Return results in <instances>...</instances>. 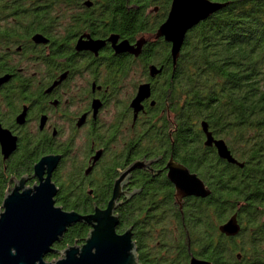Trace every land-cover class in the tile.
Segmentation results:
<instances>
[{
  "label": "flooded vegetation",
  "instance_id": "1",
  "mask_svg": "<svg viewBox=\"0 0 264 264\" xmlns=\"http://www.w3.org/2000/svg\"><path fill=\"white\" fill-rule=\"evenodd\" d=\"M133 9L143 3L0 0V213L50 158L44 179L67 213L107 210L120 181L116 233L131 231L137 264H264V139L194 122L179 59L158 37L170 10ZM170 166L207 196H182Z\"/></svg>",
  "mask_w": 264,
  "mask_h": 264
},
{
  "label": "trees",
  "instance_id": "2",
  "mask_svg": "<svg viewBox=\"0 0 264 264\" xmlns=\"http://www.w3.org/2000/svg\"><path fill=\"white\" fill-rule=\"evenodd\" d=\"M129 1L143 3V13L130 10L140 19L158 1L168 13L172 2ZM210 1L228 6L189 32L178 61L180 88L194 97L192 120L210 119L229 136L238 127L240 139H264V0ZM81 231L86 234L88 228L79 224L69 229L55 250L72 246L84 236L75 235ZM56 259L59 255L46 258Z\"/></svg>",
  "mask_w": 264,
  "mask_h": 264
},
{
  "label": "water",
  "instance_id": "3",
  "mask_svg": "<svg viewBox=\"0 0 264 264\" xmlns=\"http://www.w3.org/2000/svg\"><path fill=\"white\" fill-rule=\"evenodd\" d=\"M227 6L226 3L210 0H172L168 18L160 26L158 37L172 45L171 54L175 62L180 57L189 32ZM146 92L147 90L145 94ZM143 96L145 95L142 94L140 100ZM203 128L207 133L206 123ZM207 136L208 139H213L210 133ZM49 161L50 158L42 159L36 166L34 178L38 179L39 185L23 194L14 192L2 206L0 264H137L131 231L123 236L116 233L119 219L114 216V210L116 199L120 195V181L107 210H97L93 216L67 213L55 206L54 199L58 191L52 183L51 173L44 179V168ZM170 169V177L182 196H207L200 182L189 180L194 178L188 176L183 168L170 166ZM79 223L91 228L86 245L81 249L70 246L62 251L55 250V245L63 240L68 230ZM50 254L59 255V259L46 260Z\"/></svg>",
  "mask_w": 264,
  "mask_h": 264
}]
</instances>
